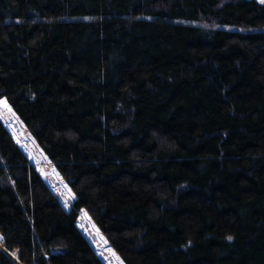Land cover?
Returning a JSON list of instances; mask_svg holds the SVG:
<instances>
[{
    "label": "trees",
    "instance_id": "16d2710c",
    "mask_svg": "<svg viewBox=\"0 0 264 264\" xmlns=\"http://www.w3.org/2000/svg\"><path fill=\"white\" fill-rule=\"evenodd\" d=\"M2 97L75 200L0 118V264H264L262 0H0Z\"/></svg>",
    "mask_w": 264,
    "mask_h": 264
},
{
    "label": "rangeland",
    "instance_id": "374dc122",
    "mask_svg": "<svg viewBox=\"0 0 264 264\" xmlns=\"http://www.w3.org/2000/svg\"><path fill=\"white\" fill-rule=\"evenodd\" d=\"M225 27L231 30L240 29V27L233 25H225ZM0 101L7 102V107L0 104V118L3 124L9 130L19 147L34 164L36 169L41 173L49 187L58 194L63 206L67 210H70L73 207L75 200V194L72 191L71 186L63 178L59 170L36 142L34 137L25 130L24 123L7 99L2 97L0 98ZM77 225L105 264H125L121 256L113 248L84 208L79 212ZM0 247L2 248L1 243ZM9 254L16 259V251H9Z\"/></svg>",
    "mask_w": 264,
    "mask_h": 264
},
{
    "label": "snow or ice",
    "instance_id": "6c2138e0",
    "mask_svg": "<svg viewBox=\"0 0 264 264\" xmlns=\"http://www.w3.org/2000/svg\"><path fill=\"white\" fill-rule=\"evenodd\" d=\"M262 2H264V0H262ZM0 104H3L4 107H7V102L6 101H0Z\"/></svg>",
    "mask_w": 264,
    "mask_h": 264
},
{
    "label": "built area",
    "instance_id": "2783aa9c",
    "mask_svg": "<svg viewBox=\"0 0 264 264\" xmlns=\"http://www.w3.org/2000/svg\"><path fill=\"white\" fill-rule=\"evenodd\" d=\"M15 253V252H14Z\"/></svg>",
    "mask_w": 264,
    "mask_h": 264
}]
</instances>
